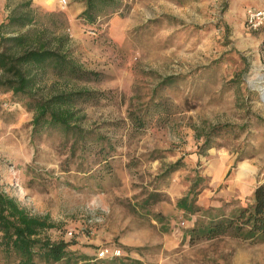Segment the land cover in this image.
Returning a JSON list of instances; mask_svg holds the SVG:
<instances>
[{"label":"rangeland","instance_id":"1","mask_svg":"<svg viewBox=\"0 0 264 264\" xmlns=\"http://www.w3.org/2000/svg\"><path fill=\"white\" fill-rule=\"evenodd\" d=\"M26 1L0 0V23L31 9L32 34L63 43L74 62L98 74L75 80L47 68L31 95L102 91L104 98L74 106L80 125L101 138L32 135L34 111L0 90V189L54 224L46 236L86 255L77 264H264V243L191 242L187 230L201 212L177 206L196 174L206 178L196 203L226 212L264 178V60L261 30L244 25L247 5L121 0L118 11L87 25L78 17L83 0H30V8ZM169 75L180 78L157 90L161 114L136 129L129 109L141 115ZM177 159L185 165L167 171Z\"/></svg>","mask_w":264,"mask_h":264},{"label":"trees","instance_id":"2","mask_svg":"<svg viewBox=\"0 0 264 264\" xmlns=\"http://www.w3.org/2000/svg\"><path fill=\"white\" fill-rule=\"evenodd\" d=\"M83 3L78 17L87 25H94L98 18L118 11L122 5L121 0H83ZM30 4L28 0L24 6L29 7ZM34 22L35 15L28 9L8 16L0 23V70L4 75L0 77V90L10 91L21 100L27 99L23 100L24 104L34 111L32 135L56 130L66 137L71 135L75 142L78 138H88L98 143L100 135L80 125V109L74 106L79 102L104 98L102 91L71 90L54 93L46 99L31 95L30 90L36 84L38 73L47 68L57 76L75 80L98 78L96 72L86 70L74 62L70 58V51L63 50V43L54 46L48 40L32 34L30 25ZM17 27L27 29L11 35L1 32L3 28ZM237 76L242 78L240 74ZM178 78L176 75L164 77L153 90L141 115L129 109L127 117L136 129L143 128L155 115L161 114L160 109L165 106L157 90L176 83ZM217 132H220L219 129ZM211 147V142L207 141L203 148ZM104 150L105 146L101 145L100 152ZM184 165L182 159H177L168 166L167 171H176ZM190 182L188 192L178 199L177 206L185 214L201 212L199 219L187 230L191 242L231 237L252 244L264 243V178L254 186L252 195L244 204H237L228 212L220 207L203 209L199 206L196 203L197 194L206 186V178L196 174ZM53 227L54 224L46 217L31 214L15 197L0 189V264H77L87 259L86 255L72 250L70 243L46 236L45 231Z\"/></svg>","mask_w":264,"mask_h":264},{"label":"built area","instance_id":"3","mask_svg":"<svg viewBox=\"0 0 264 264\" xmlns=\"http://www.w3.org/2000/svg\"><path fill=\"white\" fill-rule=\"evenodd\" d=\"M61 4H66V0H59ZM244 25L249 31H263L262 40V55L264 60V8H256L248 6L245 8ZM264 69V66H263ZM104 255V251H101L100 256Z\"/></svg>","mask_w":264,"mask_h":264},{"label":"crops","instance_id":"4","mask_svg":"<svg viewBox=\"0 0 264 264\" xmlns=\"http://www.w3.org/2000/svg\"><path fill=\"white\" fill-rule=\"evenodd\" d=\"M232 3H243L245 5L251 6V7H256V8H264V0H230ZM82 4V2H81ZM246 8V7H245ZM81 11V10H80ZM78 11V12H80ZM261 40H263V31L261 29Z\"/></svg>","mask_w":264,"mask_h":264}]
</instances>
